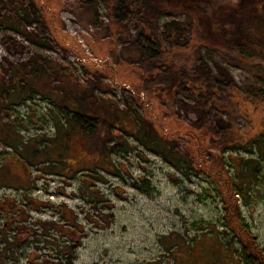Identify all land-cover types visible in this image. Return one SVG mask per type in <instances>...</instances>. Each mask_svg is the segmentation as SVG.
Instances as JSON below:
<instances>
[{
	"label": "rangeland",
	"instance_id": "374dc122",
	"mask_svg": "<svg viewBox=\"0 0 264 264\" xmlns=\"http://www.w3.org/2000/svg\"><path fill=\"white\" fill-rule=\"evenodd\" d=\"M30 2L0 0V90L5 86L13 91L15 70L29 71L35 65L60 69L58 74L50 72L51 85L68 75L81 86L93 77L88 64L101 66L107 61L122 77H105L110 92L96 91V95L100 102L112 104L115 124L124 132L108 133L113 137L104 148L99 142L101 149L95 153L84 127L66 126L65 116L51 101L58 94L42 91L17 98L0 93V204L10 198L18 210L10 215L0 205V264H254L245 259L238 243L227 248L232 235L225 225L221 181L229 176L243 188L238 212L264 252V158L245 186L239 174L245 163L240 159L257 158V150L254 154L243 148L225 151L217 157L224 163L223 171L212 176L204 171L214 162L209 156L185 172L176 169L155 152V146H146L137 137L145 133L170 137L177 129L194 128L206 107L177 95L174 119L155 95L134 92L155 73L125 62L126 45L123 35L109 27L107 0H98L102 26L90 27L73 12L75 0H47L54 10L51 15L56 16L55 28L45 9L33 10ZM23 12L31 14L28 19L22 18ZM173 21L175 28L167 29ZM158 22V48L170 62L185 64L190 75L204 64L232 89L223 92L230 98L229 112L210 109L213 124L231 125L230 129L246 136L257 134L264 115V102L256 97L261 81L230 64L220 49L195 46L198 34L187 14H162ZM131 31L138 34L136 29ZM208 141L203 134L204 147ZM119 142L125 151H108ZM175 146L186 150L194 144L181 135ZM29 196L41 206L36 203L31 208L24 200ZM61 209L73 215V238L64 235L71 231L67 226L71 222L59 217ZM9 218L19 224L9 221L6 226ZM46 218L61 220L58 230L49 231V241L45 229L34 225ZM19 227L20 235L26 229L32 232L12 241V231Z\"/></svg>",
	"mask_w": 264,
	"mask_h": 264
},
{
	"label": "trees",
	"instance_id": "16d2710c",
	"mask_svg": "<svg viewBox=\"0 0 264 264\" xmlns=\"http://www.w3.org/2000/svg\"><path fill=\"white\" fill-rule=\"evenodd\" d=\"M47 3V0H31L30 8L36 10L43 7L48 22L55 28L56 16L51 15L54 10L52 5ZM98 6V0H75L73 12L86 27L102 26ZM107 8L111 19L109 27L114 33L123 35L126 45L123 54L127 58L125 62L138 64L143 70H152L155 73L154 78H144L142 86H137L134 92L138 96L141 92L155 95L161 105L168 107L167 111L174 119V104L179 101L177 95L194 98L200 107H206L205 115H201L194 128L188 126L183 131L177 129L170 137L145 133L137 139L146 146L148 143L155 146L157 154L183 172L188 170V167H195V164H199L198 162L206 156L213 158L214 162L204 168L209 176L223 171L224 163L217 157L225 151L243 148L245 152L254 154L257 150V158L240 159L245 163V169L241 168L239 173L244 182L242 185L245 186L247 179H252L260 160L264 158V115L257 134L251 136H246L236 128L230 129L231 125L219 128L215 126L210 118V109L229 112L230 98L224 96L223 92L230 93L232 89L227 82L211 74L204 64L196 74L190 75L185 64H179L175 60L170 62L169 57L158 48L161 36L158 18L162 14H187L198 34L195 46L203 44L220 49L230 64L254 74L262 83L256 97L264 102V0H107ZM30 15L23 12L21 16L28 19ZM175 24L174 21L169 22L166 28L173 30ZM132 29L138 31L136 36L131 33ZM24 36L32 39L28 32ZM193 52L199 51L196 49L195 52L194 49ZM88 67H91L93 77L81 86L76 85L75 80H70L68 75L60 77L58 84L51 85L48 79L50 72H60V69L53 70L51 66L41 68L40 65H35L29 71L15 70L17 75L16 82L12 84L13 91L2 86L0 93L16 94L17 98L25 96L26 93L42 91L58 94L51 101L65 116L66 126L76 124L84 127L89 138L87 143L95 149L94 152H98L101 149L98 148V143L101 142L104 148L113 137H108V133L124 130L115 124L116 112L111 107L112 104L100 102L96 91L110 92L106 87L109 84L104 83V78L116 80V77L121 78L122 74L107 61L101 66L92 62ZM201 129L203 132L196 133V130ZM203 134L209 140L207 147L202 145ZM181 135L188 137L194 146L186 150L178 149L175 143ZM125 150L122 142L114 143L108 148L111 153ZM115 167L120 170L118 164ZM236 186L238 187L237 183L229 176L221 181L222 201L226 213L225 225L232 235L227 248H235V243H238L246 260L254 264H264V252L238 212V197L243 194V188L239 186L236 190Z\"/></svg>",
	"mask_w": 264,
	"mask_h": 264
},
{
	"label": "flooded vegetation",
	"instance_id": "af4514ba",
	"mask_svg": "<svg viewBox=\"0 0 264 264\" xmlns=\"http://www.w3.org/2000/svg\"><path fill=\"white\" fill-rule=\"evenodd\" d=\"M25 196V195H24ZM6 200L4 201V202H2L0 205L3 207V209H5V211L7 212V213H9L10 215H15V213L16 212H18V210H15L14 208L16 207V205H14V202L13 203H10V198H5ZM25 200V202L27 203V204H29L30 206H31V208H32V206H34V204H36L37 203V205L39 204V202H37L34 198H32L31 196H29V197H27L26 199H24ZM49 205V204H48ZM38 206H41V205H38ZM59 217H61V218H65V220L66 221H68V222H71V224H68L67 226L68 227H70V230L72 231H70V232H66L65 234H64V232H63V230L62 229H60V232H61V236H66V237H68V236H71V238H73L72 236V234L74 233V229H72V227H71V225L72 226H75V223L74 222H72V220H73V215L72 214H70V215H68V214H65L64 213V210L63 209H61L60 210V213H59ZM9 221H11L12 223H15V224H17L16 222H18L16 219H12V218H9V220L8 219H6L5 221H4V224L6 225V226H8V223H9ZM61 221V220H60ZM60 221L59 220H57L56 218H52L51 220H49L48 218H46V219H44V220H36V223H34V225H38L39 227H41L42 226V228L43 229H45V232H44V235L45 236H47L48 237V240L47 241H49L50 240V235H51V232H49L50 230H52V229H55V230H58L59 229V227H60ZM18 224H19V222H18ZM18 228V227H17ZM18 230H22V227H19V229H16V230H13L12 231V236H11V240L12 239H18V240H21L23 237H25L26 235L25 234H30L32 231L31 230H27L26 229V231H25V234H23V235H20L19 234V231ZM36 231V230H35ZM35 231H33V233L32 234H35L36 232ZM58 232V231H57ZM64 234V235H63ZM53 240L55 241V242H57V240L55 239V238H53ZM13 241V240H12ZM63 242V241H62ZM51 243V242H50ZM61 243V242H60ZM59 246V245H58Z\"/></svg>",
	"mask_w": 264,
	"mask_h": 264
}]
</instances>
